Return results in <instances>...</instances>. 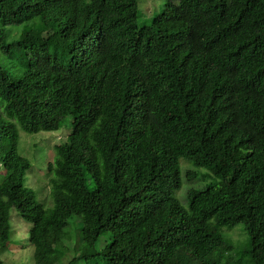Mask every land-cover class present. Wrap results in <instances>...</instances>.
Returning <instances> with one entry per match:
<instances>
[{
    "label": "trees",
    "instance_id": "1",
    "mask_svg": "<svg viewBox=\"0 0 264 264\" xmlns=\"http://www.w3.org/2000/svg\"><path fill=\"white\" fill-rule=\"evenodd\" d=\"M137 18L138 0H0V249L15 210L35 264H218L238 224L264 264V0ZM65 120L44 207L19 137ZM181 158L214 179L187 208Z\"/></svg>",
    "mask_w": 264,
    "mask_h": 264
},
{
    "label": "rangeland",
    "instance_id": "2",
    "mask_svg": "<svg viewBox=\"0 0 264 264\" xmlns=\"http://www.w3.org/2000/svg\"><path fill=\"white\" fill-rule=\"evenodd\" d=\"M162 1L164 2V0H138V25L149 23L154 12H158L161 9ZM69 126V121L65 120L57 131H42L37 134L20 133L17 147L18 152L20 155L26 157L31 164L30 172L32 173L27 175V182L36 192L38 202L43 204L44 207L50 205L47 199L49 192L47 164L49 160L53 159L54 146L67 138ZM179 168L182 184L180 190L175 192L174 196L184 208H187V191L189 189H200L205 184L214 183V179L211 176L206 181H199L197 179L190 182L187 181L186 174L188 172H195L200 177L201 175L209 176L210 171L205 168L194 167L184 158L179 160ZM2 173L4 174L3 170L0 169V175ZM10 226L11 235L7 249H0V264H35L33 248L27 242L30 224L25 222L17 211L13 210L11 211ZM223 235L233 244L234 248L232 251L226 253V255H223L218 264H251L246 254L248 236L243 225L238 224L230 231L225 230ZM105 238L106 235L101 236L96 244L97 250L102 249ZM52 248L57 250L61 257H65L66 249L59 245L52 246ZM61 264H65V261L63 260Z\"/></svg>",
    "mask_w": 264,
    "mask_h": 264
}]
</instances>
